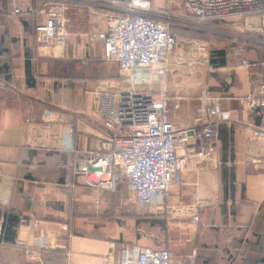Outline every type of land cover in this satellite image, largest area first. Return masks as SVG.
Masks as SVG:
<instances>
[{"label": "crops", "instance_id": "crops-1", "mask_svg": "<svg viewBox=\"0 0 264 264\" xmlns=\"http://www.w3.org/2000/svg\"><path fill=\"white\" fill-rule=\"evenodd\" d=\"M27 1L40 10L48 0ZM81 1L89 4H68V41L58 47L38 38L45 13L10 17L15 4L27 3L0 0V264H105L126 242V184L93 188L80 172L110 135L100 105L129 86L118 64L105 60L104 42L92 38L114 12L101 0ZM148 1L159 15L173 5L184 15L182 0ZM238 30L249 35L224 42L217 50L224 56L209 60L178 44L164 79L137 83L167 99L166 118L179 131L207 121L209 100L232 114L217 125L211 161L189 158L194 137L178 149L187 159L181 183L163 206H152L160 248L126 242L167 249L173 264H264V119L243 101L264 83V43L246 25Z\"/></svg>", "mask_w": 264, "mask_h": 264}, {"label": "built area", "instance_id": "built-area-1", "mask_svg": "<svg viewBox=\"0 0 264 264\" xmlns=\"http://www.w3.org/2000/svg\"><path fill=\"white\" fill-rule=\"evenodd\" d=\"M24 1L27 4H15L8 16L45 13L46 20L36 27L38 38L58 47L68 41V4H89L81 0H48L36 10ZM101 1L114 13L107 18L106 31L93 34L92 38L104 42L105 60L118 64L129 86L108 94L100 105L99 113L110 135L99 150L88 153L80 172L93 188L115 191L120 183H125L140 208L163 206L172 185L181 183L186 167L187 159L179 157L178 149L188 146L194 137L198 146L189 158L211 161L216 151L217 125L230 121L232 114L215 100H209L205 107L207 121L201 127L177 130L166 118L167 99H157L152 93L137 89L138 82L164 79L169 72V57L178 45L171 32L175 14L155 13L148 0ZM182 9L184 19L201 24L244 19L247 30L256 35L254 40L264 43V0H182ZM243 65L250 67L247 62ZM243 101L248 112H258L264 119V83ZM193 220L198 223L199 216ZM39 245L43 247L44 243ZM105 264L173 263L167 249L123 243L116 260L112 253Z\"/></svg>", "mask_w": 264, "mask_h": 264}, {"label": "rangeland", "instance_id": "rangeland-1", "mask_svg": "<svg viewBox=\"0 0 264 264\" xmlns=\"http://www.w3.org/2000/svg\"><path fill=\"white\" fill-rule=\"evenodd\" d=\"M179 11L180 7L173 5L171 12L175 16L171 18L173 20L171 32L177 38L179 45L196 47L198 52H201L202 58H209L210 60L214 54L218 59L215 53L224 42L234 40L238 37L236 34H242V36L249 35L247 31L241 33L238 30L239 27L246 25L244 19L236 18L201 24L182 18L178 14ZM130 197L131 204L128 224L124 221L126 242L139 243L151 248H160L155 244L156 240H154L155 238L152 234V226L155 222L151 215L153 207L140 208L136 205L134 197L131 194ZM142 217H146V219H141Z\"/></svg>", "mask_w": 264, "mask_h": 264}, {"label": "trees", "instance_id": "trees-1", "mask_svg": "<svg viewBox=\"0 0 264 264\" xmlns=\"http://www.w3.org/2000/svg\"><path fill=\"white\" fill-rule=\"evenodd\" d=\"M215 55L216 56H224V52L223 51H217L216 53H215ZM223 61V60H222ZM214 63V62H213ZM215 64V63H214ZM157 223H159V222H157ZM123 243H126V242H122L121 244H123Z\"/></svg>", "mask_w": 264, "mask_h": 264}, {"label": "water", "instance_id": "water-1", "mask_svg": "<svg viewBox=\"0 0 264 264\" xmlns=\"http://www.w3.org/2000/svg\"><path fill=\"white\" fill-rule=\"evenodd\" d=\"M89 168L93 170V168H92V167H89Z\"/></svg>", "mask_w": 264, "mask_h": 264}]
</instances>
